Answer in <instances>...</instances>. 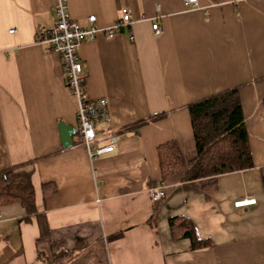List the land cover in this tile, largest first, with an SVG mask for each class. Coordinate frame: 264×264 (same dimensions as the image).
Returning a JSON list of instances; mask_svg holds the SVG:
<instances>
[{
    "label": "crops",
    "instance_id": "0c3cea01",
    "mask_svg": "<svg viewBox=\"0 0 264 264\" xmlns=\"http://www.w3.org/2000/svg\"><path fill=\"white\" fill-rule=\"evenodd\" d=\"M53 3L0 0V170L33 163L35 207L64 252L53 258L36 218L25 221L13 203L0 209V264H264V0H67L85 28L92 14L100 27L113 24L124 7L132 21L79 47L87 96L107 101L96 142L119 137L93 162L76 135L63 147L58 130L76 127V101L59 56L35 35L53 26ZM233 87L254 167L219 175L209 198L206 180H161L159 144L174 140L184 161L196 153L187 105ZM152 187L163 188L159 201ZM246 195L256 203L236 208ZM174 215L213 244L172 239Z\"/></svg>",
    "mask_w": 264,
    "mask_h": 264
},
{
    "label": "trees",
    "instance_id": "16d2710c",
    "mask_svg": "<svg viewBox=\"0 0 264 264\" xmlns=\"http://www.w3.org/2000/svg\"><path fill=\"white\" fill-rule=\"evenodd\" d=\"M264 106V96L262 97ZM196 153L192 158L182 159L174 140L157 146L160 178L163 181L179 176L180 181L204 182V196L209 198L217 190V177L254 167L248 134L245 126L239 92L236 87L208 95L187 105ZM161 115H155L158 118ZM140 123L126 125L123 131L138 128ZM264 187V166L259 168ZM33 163L11 165L0 170V209L13 203L25 210V221L34 216L39 227L38 241H47L53 258L62 254L61 241L51 237L45 215L37 212L35 192L31 183ZM172 239H188L190 248L210 246V238L197 235L193 221L185 215L168 219Z\"/></svg>",
    "mask_w": 264,
    "mask_h": 264
},
{
    "label": "built area",
    "instance_id": "2783aa9c",
    "mask_svg": "<svg viewBox=\"0 0 264 264\" xmlns=\"http://www.w3.org/2000/svg\"><path fill=\"white\" fill-rule=\"evenodd\" d=\"M186 3L197 4L198 0H184ZM54 24L48 29L37 27L35 29L36 40L46 43L52 53H56L62 63L65 75V84L70 94L76 101V127L75 135L86 148L91 162L100 158L103 154L111 153L117 149L119 137L115 134L107 136L97 143V125L108 122L107 101L104 98H90L84 88L86 73L78 54L82 42L92 40L99 32L107 37H113L122 26L132 23L127 7L121 9V16L113 24L100 27L96 24V16L89 15L90 25L82 27L71 18L67 0H54L53 3ZM154 34L161 33L158 23H152ZM10 33L15 31L11 28ZM130 39L134 37L130 34ZM162 187H152L150 195L152 201H159L163 197ZM256 199L253 196H244L234 202L236 208L254 205Z\"/></svg>",
    "mask_w": 264,
    "mask_h": 264
},
{
    "label": "water",
    "instance_id": "95a60500",
    "mask_svg": "<svg viewBox=\"0 0 264 264\" xmlns=\"http://www.w3.org/2000/svg\"><path fill=\"white\" fill-rule=\"evenodd\" d=\"M58 130L63 147L71 146L73 144V136L75 135V127L65 123H59Z\"/></svg>",
    "mask_w": 264,
    "mask_h": 264
}]
</instances>
